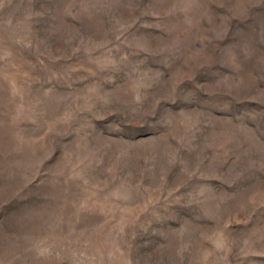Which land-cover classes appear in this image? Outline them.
I'll return each mask as SVG.
<instances>
[{"label": "rangeland", "instance_id": "obj_1", "mask_svg": "<svg viewBox=\"0 0 264 264\" xmlns=\"http://www.w3.org/2000/svg\"><path fill=\"white\" fill-rule=\"evenodd\" d=\"M0 264H264V0H0Z\"/></svg>", "mask_w": 264, "mask_h": 264}]
</instances>
